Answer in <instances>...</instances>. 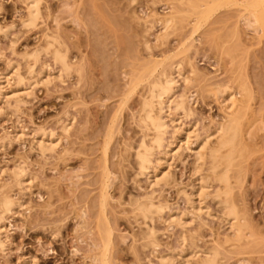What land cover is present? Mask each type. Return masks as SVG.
<instances>
[{
	"label": "rangeland",
	"instance_id": "1",
	"mask_svg": "<svg viewBox=\"0 0 264 264\" xmlns=\"http://www.w3.org/2000/svg\"><path fill=\"white\" fill-rule=\"evenodd\" d=\"M23 1L0 0V27L6 30L0 32V74L6 75L11 65L28 83L18 110L13 103L14 109L0 103V197L15 201V214L0 207V228L7 240L0 264H101L104 254L106 264H163L160 258L171 257L178 264L179 229L163 222L164 212L154 215L149 225L156 230L158 246H147L141 234L144 223L134 216L138 214L134 209L153 190L155 202L187 210L182 192L189 193L195 183L193 152L182 151L180 159L169 162L166 185L148 188L146 177L136 175L133 156L143 134L150 138L138 124L140 104L148 98L147 84L140 82L131 90L140 72L150 67L158 75L170 72L174 64L190 77L188 87L178 82L176 89L177 94L185 90L193 109L183 122L196 124L199 134L210 132L223 119V108L209 93L215 85L230 84L236 90L248 84L254 93L251 106L258 128L254 126L256 135L250 144L258 147L251 150L243 179L233 188L239 210L247 214L250 231L246 230L253 235L247 238L249 247L225 246L221 239L231 233L220 219L221 206L210 194L203 201L212 218L203 215L202 226L195 220L185 227L188 240L192 239L189 244L197 250H220V264H260L258 260L264 259V41L258 40L261 34L248 14L222 5L207 20L206 15L197 18L187 0H181L184 5L180 0H42L41 19L26 28L20 23L26 17ZM166 15L173 16L174 25L156 40ZM198 19L203 23L196 30ZM46 36L59 42L55 48L66 51L68 62L77 68L63 76V82H33L45 75L56 77L51 55L41 51L50 42ZM36 50L39 53L34 54ZM24 54H39L37 62ZM32 63L30 75L27 66ZM190 63L196 75L189 74ZM8 77L15 87L13 76ZM64 124L72 125L68 136L61 132ZM40 132L59 139L54 152L41 154L37 149L33 141ZM18 170L25 181L19 186L13 176ZM101 229L110 232L106 253Z\"/></svg>",
	"mask_w": 264,
	"mask_h": 264
},
{
	"label": "bare ground",
	"instance_id": "2",
	"mask_svg": "<svg viewBox=\"0 0 264 264\" xmlns=\"http://www.w3.org/2000/svg\"><path fill=\"white\" fill-rule=\"evenodd\" d=\"M41 1L42 0H24L23 1L25 5V9H26V17L23 19L22 22H20L21 25H23V27H26V28L35 27L36 23H38L37 21L41 19V12H40ZM133 1L134 0H132V2ZM184 1L180 0L178 2H181V4L184 5L183 3ZM194 1H195V4H194ZM197 1L190 0V2H193L194 5L192 3H188V0L185 2L187 3L186 5H190V4L193 5L192 7L191 5L189 7L191 8L190 11H193L191 12V14L196 13V15L195 14L194 15L197 18L198 17L202 18L203 15H206L204 16L206 20L208 17L207 15H211V12L213 13L216 9H218L216 8V6L220 7L222 5H227L228 7L232 6V7L239 8L242 11V13L244 12L248 14L251 23H253L257 27V30L259 32L258 34H261L258 40L264 41V0H221V1L218 0L219 2H222V3H219L216 1L214 2L213 0V2L208 1L209 2L208 5H207L208 3L207 0H200L198 2ZM202 1L203 2L206 1V2L203 3ZM212 3L214 4L210 6V4ZM203 5H205V7ZM201 6L202 8L200 9ZM207 6L211 8L210 11H209V8L205 9ZM203 9H205V11ZM196 22L197 23L195 25L197 26V24L201 22V20L198 19V21ZM202 23H203V19H202V22L199 24L201 25ZM173 25H174L173 16L172 15L164 16L161 19V24H160L161 35L157 34L158 36L156 35L157 37L155 39L159 40L160 36H163L166 30H168V28L172 27ZM196 26H195V29L196 28L198 29L199 27L198 26L196 27ZM149 28L150 29L153 28L152 24ZM150 29H148L147 32L150 31ZM0 32L5 33L6 30L0 27ZM50 37L52 38V36ZM47 38H49V36ZM51 38H49L50 40L49 44L45 41V44L46 45L48 44V45L46 46V48H44L41 51L45 52V56L46 54H49V56L51 55L52 63L54 67L56 68V77H52L53 79H50L49 76L47 77L45 75V77L41 79V77H39L41 75H39L38 76L39 78L36 81H33L34 83H39V84L43 83L47 85V83L48 84L51 83L52 80H58L59 82H63V78H64L63 76H66L74 69H77L73 67L74 65L68 62L66 53H65L66 51L65 52L61 51L59 47L58 49L55 48L57 47L56 45L59 42L57 43L54 40V38H52L53 39L52 41ZM145 48H146V45H145ZM37 51L38 50L34 51V54L39 53ZM38 55L39 54H37L35 57V55L32 54V56L28 55V57L30 56L31 58L34 57L32 59L34 61L31 60V62L35 63L37 62L36 59ZM25 56L27 57V55ZM28 57L26 59H29ZM174 65H172L170 72L161 71L160 73H158V75H155L157 74L155 73V69L152 70L153 68L151 69L149 67L150 69L147 68L149 70L144 69L145 71H147L146 73H144V71L142 70L143 72H140L139 74L140 76L138 75L139 77L137 78L136 77L137 75H136L135 76L136 80L135 78L133 79L135 80L134 81L135 84H133L134 82L132 83L133 84L132 86L134 87H131V90H134V88H136L135 86H138L137 84L140 82L141 83L143 82L144 84L143 86L147 84L146 88L148 89V91L147 92L144 91V92H146V94L148 93L147 94L148 98L145 97L144 102L142 100L143 104L142 103L140 104L142 105L141 107L142 116L138 117V120L140 121L138 122V124L139 126L142 125L141 128H144V131L142 129L141 132L146 131L145 133L147 132H148L147 134L150 133V135H148L150 136V138L148 137L149 140L145 139L147 135L142 133L144 136L142 137V139H140V143L138 144V147L136 148L137 150L135 151V154L133 155L135 158V164L137 165L136 175L137 177L138 176L146 177L147 187L150 188L151 190L156 186L160 187L159 184L166 185L168 180L170 179L168 169L170 168L171 164H169V162L173 163L174 160L178 159L181 155L180 152L182 153V151L184 152L187 150H191L193 152V158H194L193 159L194 168H193L192 176L195 177V180H194L195 183L192 186L191 191L189 193L182 192V196L184 197L185 204L187 205V210H185L184 212L181 210L179 211L172 210L169 208V206L159 201L155 202L154 196H153L155 191L152 190L151 195H149L150 193L148 194L149 196L145 195L143 197V200L142 199H141L142 201L140 200L141 202L137 200V202H139L138 204H136L137 202L135 203L133 201V204L135 203L136 205L135 204L134 205L137 206L135 209L134 208L133 209L137 210L136 212H138V214L134 216H136V218L140 217L141 218L140 220H142V222L144 223L142 224L145 227L144 229L146 230L143 229L144 231L143 230L142 231L143 233L144 232L145 233L143 234L141 231L140 232L142 235H144L143 237L145 239V243H147L146 245L152 248H155L158 246V243H157L158 241H156L157 240L156 230L154 229V227H151L152 225L150 226L149 223L150 221H152L154 215H157L160 217V215L163 214L164 212L165 218L163 217L164 218L162 219L163 222H165L168 227H172V228L176 227L179 229L177 242L179 243L181 250L179 249L180 252L177 257V260H179L178 264H191V262H193L194 264H220L218 263V260H219L218 255H219L220 250L218 251V248L216 246L215 247L217 249L210 247L208 250L206 248L205 250L204 249L197 250L196 248L197 246L195 247V245H193L194 243L189 244L191 242V241L189 242V240H192V239L190 237L191 235L188 234L190 235L189 236L190 239L188 240V236L186 234L187 229L185 226L188 224L191 225V223L195 220H198L199 221L198 224L202 226L204 224L202 216L204 215L206 217H211V214L208 211V207L204 203L205 200L203 201V199H206L207 196L209 197L208 194H210L212 195L214 199H216L217 204L221 206L220 207L221 208L220 209L221 210L220 219L222 223L224 224V226H227L228 228L227 230H229L231 233L230 235L226 234V236L222 237L221 239L223 243L225 244V246L226 244H228V247L229 245L232 247L235 246L234 249H236L238 248V246L242 247V245L244 244V246L240 249H246L247 247H249L248 243L251 241H247V240L250 238L252 233L251 232L248 233V230L250 231V228L248 227L249 225L247 223L248 222L247 214L246 213L244 214V212H241L242 211L241 209L239 210L240 207H238L239 205H237V203L235 202L236 199L234 198V195H233V188L235 187V185L240 184L243 179V173H245L246 171L244 170V168L246 167V165L244 164L247 162L249 156L251 155L250 153L251 152L254 153V151H251V150L253 149L255 150V148L258 147L256 146L254 148H251V144H250L252 142L251 140H253L255 137L254 135H256L255 133L256 129L254 128L256 127L255 125L256 122L258 121L254 119L256 118V116L252 114L253 109L251 106V102L254 99V96H253L254 93L252 94V89L249 88L250 85L248 84L242 83L240 86L238 85L239 87L236 90L232 88L230 84L229 86L226 84L224 86H221L220 84L215 85L214 87L215 89L214 88L211 89L209 93L213 94V95L211 94L212 96H214L213 98H215V100H217L216 102H218V105H220L221 108H223L222 110H220V111H223L222 112L223 119L221 120L222 122L216 123V125L213 126L212 128L213 130L211 129L210 132H207L206 134L205 133L199 134V131L196 129V126H197L196 124L188 126L183 122L184 119L186 118L188 119V117H191L190 115H192L193 109H191L188 106L189 97L187 96V93L185 92V90L183 89L182 93L177 94L176 89L179 86L177 85L178 82L183 83L184 87L189 85L190 77L189 75L188 77L184 76L185 74L183 73L181 66L176 65V64ZM188 66L190 69L189 74L196 75L197 73L196 68H194V66L191 63L188 64ZM8 68H9V71L6 75L0 74V103L4 102V104L9 107L13 103L14 104L13 106L16 110L18 107V103L22 100L21 96L27 95L28 93L26 92L28 90H26L25 88V86L28 85V83H26V85L23 83L24 79L20 77V75L17 73L18 71H16V69L14 70V68L11 65H9ZM27 70L29 71V74L33 72V63L31 64V66H27ZM76 71L77 70H75L74 72ZM9 74L12 75L14 78L13 81L15 83L14 84L15 87L9 84L10 82L9 81L10 77H8ZM12 87L15 89H12ZM131 90H129V92L127 93L128 95L131 92ZM212 90H214V92H212ZM138 114H140V112H138ZM180 114L182 115V117H180ZM253 115L255 117H253ZM68 120L72 121L73 117L72 118L70 117V119ZM71 126H72L71 124H64L61 126L62 127L61 132L65 134L64 136H68V132ZM16 136H19V135L17 134ZM35 137L36 138L35 140L33 139L34 140L33 142L41 154L45 152L47 153L54 152V149H56L55 147L57 145V141L59 139L58 140L55 139L52 133H41L40 132L36 134ZM211 137H213L212 141L210 140ZM254 143L257 144V142L255 141ZM192 144H194L193 149L190 147ZM203 170L206 171L205 174L203 173L204 175H202ZM22 175L24 174L22 173ZM22 175H21V172H19V170L16 171L15 175H13L15 176L14 178L17 179L18 186L25 183L23 179H22L23 181H21ZM211 187L213 188L212 192L209 191V188L211 189ZM2 197H0V200H1L0 207L2 208L3 212H9V213L15 214L12 210L15 207L14 206L15 201L13 202L10 198L8 199L4 197L2 199ZM146 221L148 222V224L146 223ZM247 228L248 230H246ZM1 230H2V227L0 228V253L5 248V245L7 243L6 237L3 236L4 232L2 233ZM99 237H100V243L102 246V251L103 253H106L108 250V247L110 246L109 245L110 244V232L107 231L106 229H101L99 230ZM217 242H219L217 245L219 244L221 245L222 243L220 241H217ZM145 243H143L141 246L145 245ZM235 244L236 245L241 244V245L236 246ZM245 244L248 246H245ZM232 247H231V250L227 249L231 253L233 251ZM144 249H145V246H144ZM186 249L187 251L188 250L190 251L188 255H185L183 253V251H185ZM104 257H105V254L103 255V259L102 258L100 259L101 264H106ZM160 260L163 264H176L174 262V259H172V257L171 258H160ZM258 261H260V264H261L262 261L264 262V259L262 261L261 259H259ZM24 264H26V262H24Z\"/></svg>",
	"mask_w": 264,
	"mask_h": 264
}]
</instances>
